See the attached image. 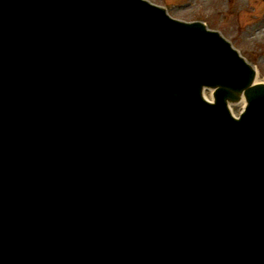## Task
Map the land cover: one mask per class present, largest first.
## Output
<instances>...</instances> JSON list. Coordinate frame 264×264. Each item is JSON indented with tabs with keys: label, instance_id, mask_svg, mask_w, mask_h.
<instances>
[{
	"label": "water",
	"instance_id": "95a60500",
	"mask_svg": "<svg viewBox=\"0 0 264 264\" xmlns=\"http://www.w3.org/2000/svg\"><path fill=\"white\" fill-rule=\"evenodd\" d=\"M255 79L148 0H0V264H264Z\"/></svg>",
	"mask_w": 264,
	"mask_h": 264
},
{
	"label": "rangeland",
	"instance_id": "374dc122",
	"mask_svg": "<svg viewBox=\"0 0 264 264\" xmlns=\"http://www.w3.org/2000/svg\"><path fill=\"white\" fill-rule=\"evenodd\" d=\"M178 19H203L255 63L264 81V0H152ZM243 104L234 105L238 115Z\"/></svg>",
	"mask_w": 264,
	"mask_h": 264
}]
</instances>
